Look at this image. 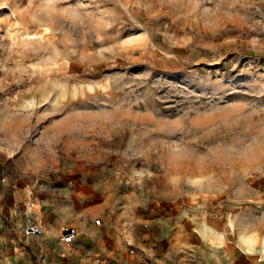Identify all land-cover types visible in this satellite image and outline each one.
Segmentation results:
<instances>
[{
  "label": "rangeland",
  "instance_id": "374dc122",
  "mask_svg": "<svg viewBox=\"0 0 264 264\" xmlns=\"http://www.w3.org/2000/svg\"><path fill=\"white\" fill-rule=\"evenodd\" d=\"M0 206L100 218L93 264H264V0H0Z\"/></svg>",
  "mask_w": 264,
  "mask_h": 264
},
{
  "label": "crops",
  "instance_id": "0c3cea01",
  "mask_svg": "<svg viewBox=\"0 0 264 264\" xmlns=\"http://www.w3.org/2000/svg\"><path fill=\"white\" fill-rule=\"evenodd\" d=\"M0 208L3 210V206ZM56 213H62L69 222L84 230L74 245L62 246L56 238L54 228L44 235L26 238L22 234V228L28 223V219L17 222L18 211L11 210L9 218H0V264H93L90 257L82 256V252L83 248L94 244L95 234L102 226L101 219L99 218L100 224L95 226L92 223L94 219L85 209L69 211L56 208L33 220L47 224ZM17 224L19 226H16ZM132 246L135 252L136 246ZM73 252L75 260L71 262Z\"/></svg>",
  "mask_w": 264,
  "mask_h": 264
},
{
  "label": "built area",
  "instance_id": "2783aa9c",
  "mask_svg": "<svg viewBox=\"0 0 264 264\" xmlns=\"http://www.w3.org/2000/svg\"><path fill=\"white\" fill-rule=\"evenodd\" d=\"M24 214L28 216L26 212ZM92 223L98 226L100 219L96 218ZM52 228H54L56 238L62 246L74 245L76 239L84 233V230L69 222L62 213H56L47 224L37 223L28 216V223L22 228V234L26 238H31L44 235L46 232L51 231ZM130 253L133 254L134 249H131Z\"/></svg>",
  "mask_w": 264,
  "mask_h": 264
}]
</instances>
